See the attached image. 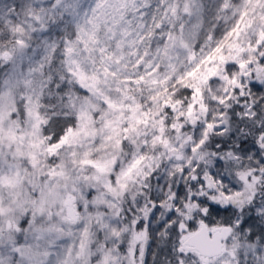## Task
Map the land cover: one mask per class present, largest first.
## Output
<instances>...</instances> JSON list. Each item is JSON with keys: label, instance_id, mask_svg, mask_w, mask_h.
Returning a JSON list of instances; mask_svg holds the SVG:
<instances>
[{"label": "snow or ice", "instance_id": "obj_1", "mask_svg": "<svg viewBox=\"0 0 264 264\" xmlns=\"http://www.w3.org/2000/svg\"><path fill=\"white\" fill-rule=\"evenodd\" d=\"M0 264H264V0H0Z\"/></svg>", "mask_w": 264, "mask_h": 264}]
</instances>
